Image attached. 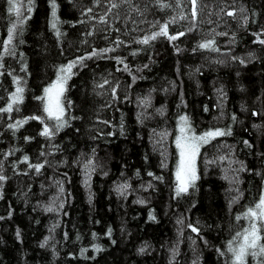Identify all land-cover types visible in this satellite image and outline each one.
<instances>
[{
    "label": "trees",
    "instance_id": "16d2710c",
    "mask_svg": "<svg viewBox=\"0 0 264 264\" xmlns=\"http://www.w3.org/2000/svg\"><path fill=\"white\" fill-rule=\"evenodd\" d=\"M56 2L60 36L49 0H34L31 13L22 0L30 18L0 68V108L13 77L25 90L12 113L0 112V264H229L228 242L248 227L236 217L264 193V0H197L195 18L191 0H162L164 9L156 0ZM173 18L169 34L183 36L137 42ZM14 21L0 0V52ZM209 40L219 51L199 48ZM89 56L67 81V125L40 135L56 122L38 97L61 67ZM31 116L44 123L8 127ZM181 116L198 135H231L201 147L195 187L176 196ZM38 163L39 173L29 167Z\"/></svg>",
    "mask_w": 264,
    "mask_h": 264
},
{
    "label": "snow or ice",
    "instance_id": "6c2138e0",
    "mask_svg": "<svg viewBox=\"0 0 264 264\" xmlns=\"http://www.w3.org/2000/svg\"><path fill=\"white\" fill-rule=\"evenodd\" d=\"M130 2V0H129ZM157 4L161 9L169 7L168 4L162 2V0H156ZM180 0H177L179 3ZM50 8H51V26L56 31V35L60 36V30L57 27L59 21L57 10L58 5L56 0H49ZM193 5L192 17L195 18L197 16L196 5L197 0H191ZM8 4V13L15 16V21L12 23V26L8 28L7 39L3 41V51L0 52V68L4 67L3 60L6 56H15V48L13 47V40L16 38L17 34H21L23 32V24L26 19L30 17H26L24 13L21 11L22 8V0H7ZM34 7V0H27V12L31 13ZM112 8L118 7L116 3H112ZM89 12L92 11L91 8L88 9ZM243 11V9H241ZM227 15L235 16L234 12H228ZM181 19H187V17L181 16ZM101 23H106L104 17H100ZM157 23H159L157 21ZM175 23V18L168 21V23L160 24L159 31L153 32L151 35L145 36L142 40L137 41L141 44H148L150 41L156 40L158 37H166L169 41H175L178 39V36H183L185 33L180 32L178 35H170L168 31L169 24ZM155 27V25H153ZM192 29H189L191 31ZM219 35H226V33H219ZM23 41H21L22 43ZM117 43H123V41H117ZM214 40H209L206 43L199 44V48L201 49H209L212 51H219L218 48L213 47ZM259 43L264 44V40H259ZM103 51H114V49H106ZM135 54V53H133ZM92 56L97 55L95 51L91 54ZM90 59L89 57H81L78 58L77 61L70 62L68 65L61 67L58 70L56 80L44 89V96L38 97L41 101H43V111L46 114L48 120H54L56 123L50 128L45 125L43 131L40 135L51 138L55 133H58L61 129H63L67 125V120L65 119V104H64V93L67 88V81L73 75L72 69L76 67L77 63L82 64L84 59ZM118 63H123V60L118 59ZM243 62V61H241ZM24 70V69H22ZM119 70V69H118ZM124 70H128V66L125 65ZM0 75H3L0 72ZM135 79V77H133ZM13 82L17 85L16 90L10 96L11 103L7 105L6 108H0V112L12 113L13 105H19L23 103L24 100V88L20 86L21 81L17 77H13ZM105 83H108L106 80ZM103 87V85H100ZM113 96L115 97V89H113ZM148 101H142V104H147ZM70 107V102H69ZM17 112L19 108L15 109ZM207 110V108H205ZM162 111V110H157ZM255 114V113H254ZM39 120L41 123H44V119L38 116H31L24 120H17L14 124H9L8 127L16 130L18 126H22L27 123L28 120ZM236 117L233 116V120ZM178 132L179 134L175 137V146L178 154V161L176 164L175 171V193L176 196H180L182 194H187L190 188L195 187L196 180L199 179L197 175V158L200 155L201 147L209 144L213 139L225 135H231V130H208L203 132L202 134H196L195 129L191 125L190 118L188 116H181L178 121ZM161 139H163L167 133H159ZM247 144V141H245ZM43 155V153H41ZM221 161L225 159V157L221 156L219 158ZM24 162L28 161V157L25 156L23 158ZM214 161H208V163H213ZM231 163V162H230ZM91 161L85 163L84 168L86 171V180L85 183H88V179L90 178L89 173L91 169H89V165ZM30 168H35L37 173L44 167L43 164H29ZM240 171H244V167L241 164L239 169ZM149 175H153L149 173ZM156 179H162V177H155ZM227 178V177H225ZM5 180L3 175H0V181ZM127 188V185H121L117 191L123 194V190ZM64 191L63 186H60V192ZM143 203V201H140ZM235 202V201H233ZM60 208L63 207L61 203L59 205ZM48 211H54V208L49 207ZM154 219V217H150ZM237 221L241 219H245L248 221V227L244 228L243 231H238L235 237L228 242L227 251L231 254L232 259L229 264H247V258L250 256L254 260L257 261V264H264V193L259 197V202L255 204L254 207H249L243 215H238L236 217ZM182 223V221H178ZM191 227L193 232L199 234V230L195 227ZM111 234V229H109V235ZM19 235V233H17ZM47 243V241H45ZM43 246V245H42ZM97 251H100L99 247L96 248ZM143 252L144 249H141ZM175 255V253H174ZM224 255V253H221Z\"/></svg>",
    "mask_w": 264,
    "mask_h": 264
},
{
    "label": "rangeland",
    "instance_id": "374dc122",
    "mask_svg": "<svg viewBox=\"0 0 264 264\" xmlns=\"http://www.w3.org/2000/svg\"><path fill=\"white\" fill-rule=\"evenodd\" d=\"M192 4V3H191ZM193 6V5H192ZM178 134H179V132H178ZM227 149H228V147H226ZM225 151H228V150H225ZM197 175H198V171H197Z\"/></svg>",
    "mask_w": 264,
    "mask_h": 264
}]
</instances>
